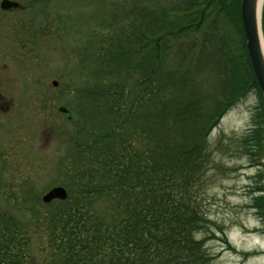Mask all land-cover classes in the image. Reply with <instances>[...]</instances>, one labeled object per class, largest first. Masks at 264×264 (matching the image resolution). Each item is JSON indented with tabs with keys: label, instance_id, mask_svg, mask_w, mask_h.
I'll use <instances>...</instances> for the list:
<instances>
[{
	"label": "trees",
	"instance_id": "obj_1",
	"mask_svg": "<svg viewBox=\"0 0 264 264\" xmlns=\"http://www.w3.org/2000/svg\"><path fill=\"white\" fill-rule=\"evenodd\" d=\"M133 10L124 22L132 16L129 31L120 24L101 41L97 60L104 65L95 72L96 83L76 95L67 199L47 210L37 198L47 213L42 218L38 208L29 207L26 221L0 209V264L213 261L200 239L210 221L194 195L212 162L208 136L247 93L260 99L240 0H166L157 8ZM111 15L108 28L123 23V16ZM213 15L238 32L237 56L216 35L182 43ZM261 27L264 40V4ZM204 59L219 81L208 95L190 85L191 65ZM238 143L253 164L264 160L261 103ZM251 206L263 213L264 195L254 196ZM41 231L46 241L34 255L31 239Z\"/></svg>",
	"mask_w": 264,
	"mask_h": 264
},
{
	"label": "rangeland",
	"instance_id": "obj_2",
	"mask_svg": "<svg viewBox=\"0 0 264 264\" xmlns=\"http://www.w3.org/2000/svg\"><path fill=\"white\" fill-rule=\"evenodd\" d=\"M10 1L19 8L0 10V209L26 221L29 207L43 218L56 205L41 202L48 190L65 189L74 156L68 138L76 95L96 83L95 72L104 65L97 60L101 41L120 24L129 31L132 16L124 22L133 9L157 8L166 0ZM113 11L124 21L108 28ZM207 34L224 39L233 56L240 53L238 32L216 15L182 43L201 42ZM192 65L190 85L213 94L219 81L211 62ZM260 103L255 92L247 93L208 136L212 162L194 195L210 221L200 239L213 256L211 264H264V212L251 206L254 196L264 195V160L253 164L238 143ZM31 241L38 255L45 235L41 231Z\"/></svg>",
	"mask_w": 264,
	"mask_h": 264
},
{
	"label": "water",
	"instance_id": "obj_3",
	"mask_svg": "<svg viewBox=\"0 0 264 264\" xmlns=\"http://www.w3.org/2000/svg\"><path fill=\"white\" fill-rule=\"evenodd\" d=\"M264 4V3H263ZM19 8V4L10 0L0 1V10L8 11ZM257 17V0H240V20L245 40V49L247 52L250 68L256 80L260 100L262 103V112L264 116V40L261 27V16ZM56 86L55 81L52 82ZM67 192L63 187L56 186L48 190L42 197L41 202L45 205L52 201H65Z\"/></svg>",
	"mask_w": 264,
	"mask_h": 264
},
{
	"label": "bare ground",
	"instance_id": "obj_4",
	"mask_svg": "<svg viewBox=\"0 0 264 264\" xmlns=\"http://www.w3.org/2000/svg\"><path fill=\"white\" fill-rule=\"evenodd\" d=\"M263 3H264V0H257V17H259L260 15V10H261Z\"/></svg>",
	"mask_w": 264,
	"mask_h": 264
}]
</instances>
